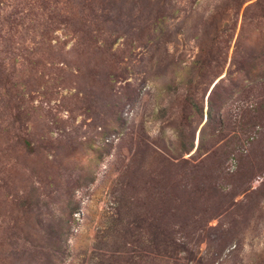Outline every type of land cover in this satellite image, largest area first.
<instances>
[{"label":"rangeland","instance_id":"1","mask_svg":"<svg viewBox=\"0 0 264 264\" xmlns=\"http://www.w3.org/2000/svg\"><path fill=\"white\" fill-rule=\"evenodd\" d=\"M123 1L106 50L70 38L61 80L32 82L39 152L0 166V262L264 264V0L157 23Z\"/></svg>","mask_w":264,"mask_h":264},{"label":"trees","instance_id":"2","mask_svg":"<svg viewBox=\"0 0 264 264\" xmlns=\"http://www.w3.org/2000/svg\"><path fill=\"white\" fill-rule=\"evenodd\" d=\"M144 1L149 8L160 6L157 13H147V20L152 23L168 21V18L177 15L176 10L173 9L170 14L168 9L177 0ZM116 2L117 0H0V140L5 144L3 156L14 152L5 162L0 159L3 171L12 174L19 163L15 156L18 150L29 156L39 152V148L33 146L28 139L31 136L34 114V107L31 105L34 95L39 93L32 82L48 84L49 81L61 80L62 76L55 71L62 63L57 56L63 52L70 38L82 36L87 39L88 50L96 47L106 50V47L99 46V40L105 31L103 24H107L110 18L107 7ZM258 5L264 8V2H258ZM80 7L82 11L88 12L87 16L79 18ZM102 19L107 21L102 22ZM108 40L104 42L105 45ZM80 45L82 44L79 43L78 46ZM207 67L208 64L200 70L204 71ZM240 69L246 72L244 68ZM209 106L207 124L213 121L214 107Z\"/></svg>","mask_w":264,"mask_h":264}]
</instances>
